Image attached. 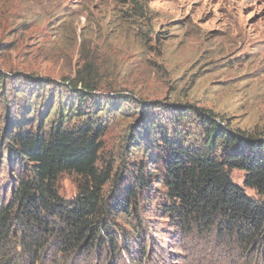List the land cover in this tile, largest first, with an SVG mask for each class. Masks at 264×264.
Segmentation results:
<instances>
[{"label":"trees","instance_id":"trees-1","mask_svg":"<svg viewBox=\"0 0 264 264\" xmlns=\"http://www.w3.org/2000/svg\"><path fill=\"white\" fill-rule=\"evenodd\" d=\"M7 3L1 2L4 7ZM127 3L130 8L117 9L113 16L135 31L136 40L130 45L138 43V50H127L121 57L115 53L107 56L104 49L122 41L128 29L105 23L103 33L98 24L95 30L88 25L82 32L81 62L74 76L57 82L34 74L0 71V84H6L11 75L10 84H18L14 100L8 101L0 146L10 166L20 168L11 182V197L8 201L5 195L0 198V255L10 258L20 249L30 264H40L48 250L56 249L62 257L57 264H73L76 256L82 259L99 249L103 234V243L107 240L115 250L119 238L114 237L112 222L125 220L129 232L138 238L133 206L144 191L153 189V183L164 185L170 201L168 214L183 222L187 230L207 235L216 232L242 246L264 247V129H236L212 110L190 104L174 102L163 107L131 95L104 98L97 94L99 84L125 79L115 69L120 63H131L134 71L145 65L166 77L169 84L182 83L188 73L174 76L165 66L164 56L148 59L149 47L137 35L136 27L140 32L146 28L148 38L154 35L158 45L165 38L158 36L146 3ZM1 8L5 15L7 10ZM57 18L56 28L73 16L63 12ZM47 29L53 32L48 24ZM96 31L101 34L95 36ZM53 34L58 41L61 32ZM97 38H103L102 46ZM165 47L163 44L160 51L164 53ZM19 84H37L39 92L32 90L22 105L20 99L29 88ZM51 85L59 98L53 91L42 105L40 93ZM64 93L69 94L63 98ZM131 112L140 116L127 129L126 147L132 146V151L150 161L131 170L128 178L122 184L116 182L106 195V186L118 174L112 176L110 168L100 169L102 140L112 120L133 118ZM158 163L163 165V173L148 169ZM236 170L245 173L243 186L232 179ZM63 174L81 179L72 200L59 193L58 180ZM246 189L253 190L257 198L249 197Z\"/></svg>","mask_w":264,"mask_h":264},{"label":"rangeland","instance_id":"rangeland-1","mask_svg":"<svg viewBox=\"0 0 264 264\" xmlns=\"http://www.w3.org/2000/svg\"><path fill=\"white\" fill-rule=\"evenodd\" d=\"M2 1L1 9H6L7 13H0V71L5 74L10 71L34 74L57 82L74 76L81 62L82 32L88 25L92 30L97 24L102 29L105 23L128 29L122 41L104 49L107 56L115 53L121 57L127 50L139 48L138 43L130 45L136 40L135 31L113 16L117 9L130 8L127 0H8L5 7ZM139 1L147 4L158 36L165 38L160 39L162 42L158 45L154 35L148 38L146 28L140 32L136 27L137 35L149 47L148 59L164 56L165 66L171 68L169 71L174 76L181 78L188 73L182 83L169 84L166 77L145 65L134 71L130 70L131 63L114 64L125 79H117L116 84H99L97 94H103L104 98L131 95L152 105L159 102L163 107L174 102L190 104L212 110L236 129H264V0ZM63 12L73 18L62 21L56 28L54 19ZM47 24L52 26L53 32L48 31ZM60 32L57 41L53 33ZM100 34L101 31H96L95 36ZM49 40L53 41L49 44L55 45L48 46ZM96 42L102 46L103 38H97ZM163 44L164 53L159 49ZM11 77L6 84H0V137L7 124L8 101L14 100L18 86L10 84ZM27 87L20 99L22 105L31 97L32 90L39 92L37 84ZM53 91L59 98L58 91L51 85L40 93L38 101L43 105ZM131 114L133 118L121 116L112 120L102 140L100 169L110 168L112 176L119 175L106 186V195L116 182L122 184L131 170L144 167L150 161L132 151V146L126 147L127 129L140 116ZM1 159L4 163L0 168V198L5 195L8 201L12 179L20 174V168L10 166L0 146ZM148 169L158 174L164 172L159 163ZM244 178L243 171L232 172V179L240 186ZM80 180L75 174L61 175L60 195L67 200L74 199ZM152 188L144 191L133 206L138 238L129 232L125 220L116 219L112 222L114 237L119 238L116 249L107 240L103 243L106 238L103 234L102 246L82 259L76 256L73 264H264L263 246L249 248L234 239L220 238L216 232L207 235L187 230L183 222L168 214L170 201L164 185L153 183ZM246 192L249 197L257 198L253 190L246 189ZM142 248L145 258H142ZM17 250L18 255L10 258L0 255V264H30L27 257L19 253L20 249ZM59 260L62 261V257L57 250L50 249L40 264H57Z\"/></svg>","mask_w":264,"mask_h":264}]
</instances>
